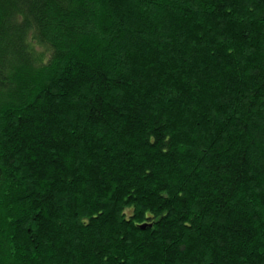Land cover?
Segmentation results:
<instances>
[{
	"label": "trees",
	"instance_id": "trees-1",
	"mask_svg": "<svg viewBox=\"0 0 264 264\" xmlns=\"http://www.w3.org/2000/svg\"><path fill=\"white\" fill-rule=\"evenodd\" d=\"M0 264H264V0H0Z\"/></svg>",
	"mask_w": 264,
	"mask_h": 264
},
{
	"label": "water",
	"instance_id": "water-1",
	"mask_svg": "<svg viewBox=\"0 0 264 264\" xmlns=\"http://www.w3.org/2000/svg\"><path fill=\"white\" fill-rule=\"evenodd\" d=\"M143 227H144V225H143Z\"/></svg>",
	"mask_w": 264,
	"mask_h": 264
}]
</instances>
